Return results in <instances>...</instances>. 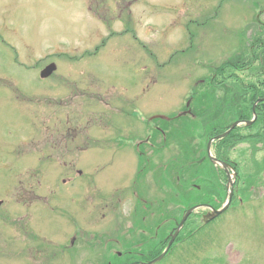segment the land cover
I'll list each match as a JSON object with an SVG mask.
<instances>
[{
    "label": "rangeland",
    "instance_id": "374dc122",
    "mask_svg": "<svg viewBox=\"0 0 264 264\" xmlns=\"http://www.w3.org/2000/svg\"><path fill=\"white\" fill-rule=\"evenodd\" d=\"M128 1L0 0V264H102L97 256L106 263L109 251L122 250L97 232L130 226L126 215L133 202L127 198L138 160L134 150H123L121 135H137L128 133L130 121L137 126L134 117H178L196 82L198 95L209 91L198 79L209 74L208 65L237 57L240 29L264 6V0L242 5L225 0L221 7L220 0H137L127 7ZM206 13L198 37L188 39L185 24L204 21ZM250 32L246 29L248 38ZM50 62L56 68L40 78ZM251 65L263 72H242L241 79L264 82V61ZM228 94L234 93L216 89L215 107L204 125L196 123L190 136L195 157L204 154L207 120V130L235 120L236 97ZM196 104L193 109L201 114L206 107ZM187 120L190 124L193 118ZM244 127L237 132L263 128ZM94 133L100 140L87 138ZM180 146L174 139L167 148L164 143L162 167L174 163ZM226 154L244 175L235 183V201L212 221L192 224L207 210L199 209L153 264H264V140L231 144ZM206 167L194 165L200 175L191 188L203 193L208 187L220 204L226 191L207 183V174L199 171ZM90 181L99 186H89L81 196ZM173 190L162 183L160 217L171 209L175 218L181 212ZM74 235L77 249L72 251L64 245Z\"/></svg>",
    "mask_w": 264,
    "mask_h": 264
},
{
    "label": "flooded vegetation",
    "instance_id": "af4514ba",
    "mask_svg": "<svg viewBox=\"0 0 264 264\" xmlns=\"http://www.w3.org/2000/svg\"><path fill=\"white\" fill-rule=\"evenodd\" d=\"M137 0H129L128 3H126V6H132L133 2ZM223 1V0H222ZM239 2V5H242L244 0H236ZM134 6V5H133ZM222 4L219 3L218 7H221ZM208 11V10H207ZM264 12V6L260 5V7L257 9L254 18H251L249 21L246 22L244 25V29H241V32L244 34V40L240 42L239 51L238 54L241 55V53H246L244 57L251 59L252 61H255L258 56L261 57L262 53L261 51L258 52V47L254 44V41L258 40L259 50L264 47V20L260 19V15ZM188 27V26H187ZM186 27V28H187ZM246 29H250L252 33L251 36L248 38L246 35ZM134 38H136V35H133ZM191 36H188V39H190ZM246 51V52H245ZM249 67V65L245 66ZM245 69V68H242ZM247 70V69H246ZM249 70V69H248ZM130 131L129 134L133 133L137 134L134 135L132 138L129 136H125V144H123V150L129 149L138 151L139 154H145V151L147 148L143 147L141 148V145L144 144L149 147H154L156 144L157 136L158 134H154L151 138H148L144 141V134L145 131L140 126H130L128 127ZM76 134V133H74ZM131 140L135 141L137 140V143L134 145L131 144ZM144 141V142H143ZM77 147H80V145H77ZM136 147V148H135ZM149 149V148H148ZM150 152H152L149 149ZM148 154V153H146ZM149 156H151L152 160H154V167H153V173L149 172V174H153V176L148 175L146 176V180L141 183L142 187L139 186L140 183H136V174L134 175V181H132V189L134 190V194L127 200L132 201L133 204L128 206V212H133V214L128 215V222L130 223V226L123 228V229H116L114 232H104V234L107 237V243H110L114 245L116 248H121L122 250L115 249L113 251H109L110 257L113 259V263L111 261H107L106 264H145V262L148 260L149 254L152 252H155L162 243V237L159 232V217H160V196L158 192L157 185L155 183H158V179H156V173L157 168L159 167V155L157 153H149ZM138 160V166L136 171L139 169L140 166V159L137 157ZM154 177V178H153ZM153 178V179H152ZM87 183V182H85ZM89 183H93V181H90ZM79 193L83 194V189L79 191ZM86 193V192H85ZM81 198V197H79ZM139 209L138 212L136 210ZM158 216V221L154 222V219ZM76 234V232L74 233ZM78 237L74 235L73 237H70L69 243L65 245V247L71 249L72 251H75L73 249H77L74 245L75 240ZM165 241L167 238L165 237ZM75 246V247H74ZM121 251L123 254V257H121ZM147 252V254L142 252ZM102 252L101 254H103ZM75 257V256H74ZM109 257V259H110ZM98 262H102L104 264V257L96 259Z\"/></svg>",
    "mask_w": 264,
    "mask_h": 264
},
{
    "label": "trees",
    "instance_id": "16d2710c",
    "mask_svg": "<svg viewBox=\"0 0 264 264\" xmlns=\"http://www.w3.org/2000/svg\"><path fill=\"white\" fill-rule=\"evenodd\" d=\"M264 61V57L262 59V62ZM231 66V64H229V62H225L223 63L222 65H220L219 67V71H223L226 70L227 68H229ZM254 88H256L255 90H249L248 93H244L243 94V97L241 95V98L243 100H245L246 102H244L242 105L238 106L236 105V107H233L234 109V112L236 114V118L237 119H244V118H251L252 117V104L253 102L255 101V99L258 97V96H264V90H262V88L260 87H256L253 85ZM212 91H210L209 93L208 92H205L204 94H200L198 97H197V100H198V103H201V102H204L205 105H203L204 107H207V102H209V105H210V109L211 107L213 106V104L211 103V101H213L214 99L212 98V96H214L212 93ZM243 92V91H242ZM246 94H248L246 96ZM214 107H215V104H214ZM256 114H257V118L255 119L254 121V126H261V127H264V102H261V103H258L256 105ZM200 115V114H199ZM220 115H219V119H220ZM226 127H222V128H213L212 130H208V133L210 134H217L219 132H223L225 130ZM175 129L173 128L171 130V132H174ZM233 139L235 142H241V141H245V140H249L250 138H264V131L261 132V131H256L254 134H248V135H240V134H235V130L230 132V134L223 140H220L221 142L222 141H226V140H230ZM216 200V199H215ZM213 202L214 201V198L210 195V193L206 192L204 195L202 194H196V195H193V198H192V202L188 201V205H191V204H195L197 202ZM159 252H157L158 254Z\"/></svg>",
    "mask_w": 264,
    "mask_h": 264
},
{
    "label": "water",
    "instance_id": "95a60500",
    "mask_svg": "<svg viewBox=\"0 0 264 264\" xmlns=\"http://www.w3.org/2000/svg\"><path fill=\"white\" fill-rule=\"evenodd\" d=\"M53 69H55V65H54V64L49 65L48 67H46V68L41 72V77H45V76L48 75ZM253 110H254V107H253ZM238 123H239V122L237 121V122H235L234 124H232V126L229 128V130L232 129L234 126H236ZM229 130L226 131L225 133H223L221 136L227 134V133L229 132ZM222 164H223V163H222ZM223 166L225 167L226 165L223 164ZM230 184H231V183L228 182V185H227V186H229ZM231 194H232V191H229L227 202L230 200V198H231ZM0 204H1V202H0ZM224 208H225V207H224ZM224 208L221 209V210H214L213 213L209 214V216H214V215L220 213L221 211L224 210ZM192 210H193V208H191V209H189V210L187 211V213L184 215V217H183V219H182V221H181V224H182L183 221L185 220L186 216H187ZM163 254H164V253H162V254H161L159 257H157L155 260H158L159 258H161V257L163 256Z\"/></svg>",
    "mask_w": 264,
    "mask_h": 264
}]
</instances>
